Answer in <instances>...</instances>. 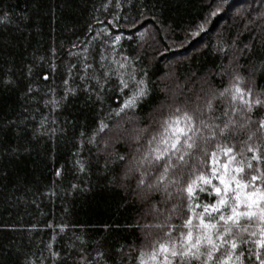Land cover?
I'll use <instances>...</instances> for the list:
<instances>
[{"label":"trees","instance_id":"16d2710c","mask_svg":"<svg viewBox=\"0 0 264 264\" xmlns=\"http://www.w3.org/2000/svg\"><path fill=\"white\" fill-rule=\"evenodd\" d=\"M216 5L219 14L210 17ZM261 13L260 0H0V17H7L0 23V264H78L81 253L93 260L98 252L105 257L93 264H139L138 250L163 234L155 225L168 215L180 224L186 202L175 189L167 203L160 193L137 195L134 178L121 180L127 161L105 166L88 137L105 119L108 159H131L140 129H148L144 143L176 106H203L228 86L232 55L257 42L251 37L264 28ZM206 19L207 30L192 37ZM85 56L89 72L112 70L107 83L101 78L103 92L81 80ZM125 57L128 67L119 69L113 60ZM70 63L76 68L64 85ZM52 65L58 71L44 81L38 73ZM132 68L149 94L133 112L115 116L126 99L116 70L128 80ZM68 87L76 94L59 107L47 103ZM215 103L219 116L223 105ZM218 140L243 147L240 138ZM173 204L180 205L175 213Z\"/></svg>","mask_w":264,"mask_h":264},{"label":"snow or ice","instance_id":"6c2138e0","mask_svg":"<svg viewBox=\"0 0 264 264\" xmlns=\"http://www.w3.org/2000/svg\"><path fill=\"white\" fill-rule=\"evenodd\" d=\"M223 2L228 3L229 0ZM211 3L216 4V0H211ZM260 3L264 6V0ZM104 7L106 9L107 5ZM220 8L221 5L210 8L209 16L218 15ZM258 18L264 19V13ZM6 21V16L0 17V23ZM208 22L206 19L191 36L196 37L206 31ZM251 39L257 42L237 47L232 55L228 86L218 95L205 99L203 106L198 102H194L191 108L187 104L176 106L167 118L159 121L161 130L144 143H141L144 140L142 134L148 129H140L133 138L137 146L131 159L122 154L108 159L112 156L107 151L110 139L107 134L111 129L105 119L96 123L88 137L87 143L106 156L105 166L116 160L127 161L121 180L134 178L137 195L149 197L160 193L162 202L167 203L172 200V189H175L176 193L182 194L179 197L181 202H186L184 213L177 217L182 221L180 224L170 223L172 216L168 215L165 221L155 225L163 234L153 238L146 249L138 250L136 259L139 264H264V86L259 83L264 80V28L258 38ZM114 40L118 44L121 37L117 35ZM241 58L244 63H241ZM107 59L101 54L102 61ZM84 60L81 80L95 81L97 91L103 92L101 78L107 83L112 70L97 76L95 71L89 72L92 66L87 63V56ZM124 61L113 60V63H117L119 69H125L128 67L126 57ZM68 68L67 78L62 80L64 85H68L76 65L70 63ZM119 69L116 70L118 89L126 99L118 105L115 116L133 112L149 94L145 81L136 80L134 68L127 73L128 80L119 73ZM28 71L32 74L33 69ZM56 71L52 65L47 75L43 72L38 75L49 81ZM82 88L88 91L83 85ZM75 94L76 89L68 87L59 99L47 103L59 107ZM216 101L223 105L219 116L215 115ZM112 114L110 111L109 115ZM124 130L121 127V131ZM218 137L225 140L240 138L243 147L238 149L233 143L220 142ZM210 144H214L211 150ZM80 170L83 171V167ZM179 206L173 204L170 211L175 213ZM173 233H176L175 237ZM119 251L123 252L122 249ZM51 256L59 258L55 252ZM104 257L103 252H98L93 260H88L81 253L78 264H93V261L98 262Z\"/></svg>","mask_w":264,"mask_h":264}]
</instances>
